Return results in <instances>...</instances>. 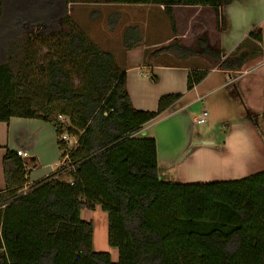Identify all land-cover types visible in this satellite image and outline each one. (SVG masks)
<instances>
[{
	"label": "trees",
	"instance_id": "1",
	"mask_svg": "<svg viewBox=\"0 0 264 264\" xmlns=\"http://www.w3.org/2000/svg\"><path fill=\"white\" fill-rule=\"evenodd\" d=\"M76 2L163 5L173 29V6H210L225 29L222 7L232 0H0V123L19 117L52 124L65 161L26 187L28 166L17 151L6 150L0 264H264V170L235 180H167L160 173L156 139L139 135L182 93L163 94L154 111L135 108L126 73L118 69L113 52L100 49L91 52L88 65L97 94L66 88L70 76L54 63L45 114L22 94L33 35H65L76 55L88 52L70 18L69 5ZM250 37L261 43V30ZM141 43L139 27H127L125 50ZM197 45L199 51L170 43L153 54L200 55L210 62L209 69L225 71L242 70L249 57L245 52L226 56L206 38ZM209 69L192 70L188 90ZM151 79L157 81L156 75ZM60 99L72 105L70 124L60 119L67 112L57 113ZM65 132L78 137L71 150L60 140ZM97 205L108 213V240L118 250L117 261L110 253L94 251V225L81 217L84 209Z\"/></svg>",
	"mask_w": 264,
	"mask_h": 264
},
{
	"label": "crops",
	"instance_id": "2",
	"mask_svg": "<svg viewBox=\"0 0 264 264\" xmlns=\"http://www.w3.org/2000/svg\"><path fill=\"white\" fill-rule=\"evenodd\" d=\"M133 6L145 19H138L127 26L139 27L142 43L128 51L124 49L119 65L127 75V88L134 107L154 111L163 94H183L161 117L146 124L139 135L156 139L159 169L165 179L181 183L225 180L220 177L223 160L213 151L208 149L204 154L200 151L202 149H192L186 153L195 137L194 125H200L194 120L201 116L199 113L196 115L193 107L203 98H211L217 91H228L233 84L237 92L245 97L248 109L257 113L264 111V0H232L225 4L222 7L227 20L225 29L221 28L216 11L210 6H173L174 29L163 5ZM258 30L262 32L261 43L250 37L251 32ZM200 38H206L212 48L223 51L226 56L249 53L243 69L225 71L217 66L209 69L210 62L200 55L181 59L170 53L153 54L170 43L199 51L197 41ZM196 69H209V73L192 90H188L189 73ZM153 74L157 81L151 82ZM228 97L232 98L230 95ZM247 130L252 131L250 127ZM58 140L55 127L39 118L13 117L7 123H0V191L6 188L3 156L7 149L29 153L28 157H22L28 166V187L48 177L60 166L62 160ZM241 159L244 160L239 164L242 168H237L226 159V163L236 169L232 172L227 170L225 174L231 177L235 173L245 172L243 164L248 162L246 157ZM259 161L264 162V152H261ZM170 167H174V173L169 171ZM254 173L228 180L241 179ZM214 177L220 178L212 179Z\"/></svg>",
	"mask_w": 264,
	"mask_h": 264
},
{
	"label": "rangeland",
	"instance_id": "3",
	"mask_svg": "<svg viewBox=\"0 0 264 264\" xmlns=\"http://www.w3.org/2000/svg\"><path fill=\"white\" fill-rule=\"evenodd\" d=\"M69 6L74 29L84 36L88 52L85 55H76L65 35L51 37L35 34L29 49L28 63L22 70L24 88L22 94L31 97L37 111L43 114H45V104L48 99V87L53 81L51 71L53 63L69 74L70 81L63 84L66 88L77 93L95 95L97 93L88 71L91 52L100 49L113 52L118 69L121 71L119 64L125 53L124 30L126 31L127 25L134 21L145 19L143 14L139 15V12L136 11L138 10L137 7L133 5L76 2ZM227 93L232 98H229ZM57 107L58 114H63V111L67 112L68 116L60 117V119L70 124L69 116L72 114V105L60 99ZM193 109L196 115L199 113L200 116L204 111H207L209 114L208 123L194 125L195 137H193L186 153L192 149H202L200 151L204 154L208 152V149L213 151V154L223 160L221 167L223 173L220 177L225 180L264 170V162L259 161L261 152H264V111L257 113L248 109L245 97L238 95L233 84L230 85L228 91L223 89L217 91L209 99L203 98L194 105ZM244 123L247 124L243 125ZM247 127H250L252 131L247 130ZM257 151L258 153H256ZM245 157L246 162H248L243 164L245 172L235 173L231 177L230 174H225L227 170L232 172L236 169L232 168L233 165L230 166V163L227 164L226 159L232 161L239 168V164L244 161L241 158ZM64 162L62 160L60 165ZM175 168L177 169V166ZM169 169L174 173V167ZM169 175L172 176L171 173ZM173 179L176 178L173 177ZM81 217L87 221H92L94 225V251L110 253L113 261H117L118 250L111 247L108 240V213L97 205L93 210L84 209Z\"/></svg>",
	"mask_w": 264,
	"mask_h": 264
},
{
	"label": "built area",
	"instance_id": "4",
	"mask_svg": "<svg viewBox=\"0 0 264 264\" xmlns=\"http://www.w3.org/2000/svg\"><path fill=\"white\" fill-rule=\"evenodd\" d=\"M208 112L207 111H204L202 116L199 117V118H196L194 121L195 123L197 124H205V123H208ZM60 140L63 141L64 143L67 144V146L69 147V149H73L77 146L78 144V137L77 136H73V135H70L68 133H63L61 136H60ZM17 154L21 157H28L29 156V153L26 152V151H22V150H17Z\"/></svg>",
	"mask_w": 264,
	"mask_h": 264
},
{
	"label": "water",
	"instance_id": "5",
	"mask_svg": "<svg viewBox=\"0 0 264 264\" xmlns=\"http://www.w3.org/2000/svg\"><path fill=\"white\" fill-rule=\"evenodd\" d=\"M207 143V142H206Z\"/></svg>",
	"mask_w": 264,
	"mask_h": 264
}]
</instances>
